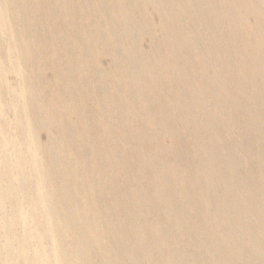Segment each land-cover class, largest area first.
<instances>
[{"label": "rangeland", "instance_id": "rangeland-1", "mask_svg": "<svg viewBox=\"0 0 264 264\" xmlns=\"http://www.w3.org/2000/svg\"><path fill=\"white\" fill-rule=\"evenodd\" d=\"M119 1L114 6L110 0H0V7L5 12L4 16L0 13V264H39L41 256L46 262L51 257L48 252L51 253L53 234L47 232L51 224L41 219L42 209L32 198L33 187L41 188L45 195V206L51 212L54 210L52 202L55 196L64 188H69L70 203L76 210L84 209V217L79 218L77 227L84 230L90 246L93 247L89 251L91 258L102 260L101 264H124L125 258L129 264H151L148 253L151 258L158 259L159 264H176L178 261L179 264H201L203 255L206 262L204 264H209L206 254L201 256L198 247L191 243L194 238L184 233L183 229H176L173 223L175 220L170 213L176 212L181 202L189 208L200 203L202 222L213 230L212 236H216L214 231H218L220 226L216 223L217 215H220L221 221L232 219L222 214L220 205L209 206V198H204L203 192L216 200L212 196V188L210 185L204 186L205 183L200 184L201 187L196 186L192 177L194 168L199 167L198 162L202 163L199 165L207 163L201 156L199 158L202 152L200 144L205 143L207 148L204 149L209 155L214 152L216 154L218 150L214 144H207L208 142L196 137V131L210 127L214 132L216 130L217 135L221 136L220 139L226 137L225 130L220 125L221 113H215L216 117L209 114L213 110L212 105L221 100L218 91L214 92L220 88L214 81V76L218 72L223 75L227 70L223 61L226 52L217 36L221 30L225 33V29L217 30L216 35L210 31L214 19H211L207 11L195 7L198 0H178L182 1L181 10L177 5L167 6V3L174 4L173 0H155L152 3L146 0ZM100 6L107 13L109 21L99 18L102 12ZM98 18L99 26L96 31H92L90 23L97 22ZM244 19L247 25L254 24L253 16L248 14ZM194 24L198 30L193 28ZM197 38L201 39L207 56L211 58L210 65L200 66L196 60L195 44L200 40L197 41ZM128 56L140 59L146 64V75L143 74L137 79L131 77L134 69L129 66ZM201 71L203 80L199 77ZM225 78L224 85L229 86V80ZM189 82L193 83L191 88L193 87V93L200 102L201 114L196 118H189L186 112L188 104L185 90L190 88ZM137 84L146 92L143 102H149L145 103L148 105L146 110H140L133 115L135 111L131 110L132 107L138 108L135 95L133 97L134 91L139 88ZM147 92L155 97H149ZM22 95L27 101L26 107L30 115L31 124H28L27 136L32 139L30 143L26 142L27 131L20 113V108L25 107ZM131 101L134 102L133 105ZM174 104L177 110L172 112ZM160 111L174 126L176 134L173 139L162 133V128L159 127L161 125L155 124L157 115L153 114H161ZM151 116L154 117L152 127L146 124ZM205 117L207 123L204 122ZM136 121L140 122L137 124ZM115 122H119L121 128L116 130ZM103 125L107 126L106 129L102 128ZM129 128H135L142 135V140L139 139L137 144L140 149L137 151L138 157L125 160L119 149L121 141H134ZM118 130L122 133L118 134ZM153 132L157 135L155 140L150 139ZM148 142L158 146L160 154L156 157L147 151L145 145H149ZM226 143L221 152L225 151L227 155L228 152L239 153L232 141ZM175 149L183 152L185 156L182 154L179 157ZM172 152H175V156L171 155ZM242 156L241 154L240 157L246 162L244 158L248 157ZM253 160L250 159L245 164V171L257 180V168H260L259 176L264 181V166L260 167ZM94 165L95 176L84 174L92 170ZM178 165L189 177L185 173L176 174L174 167ZM35 169L41 174L38 178H34L32 174ZM155 173L161 180L159 184L155 183ZM76 175L78 176L75 177ZM76 182L85 187L80 190ZM226 189L224 191L227 193L224 195L233 191L231 197L234 198L236 192L238 197L234 200L244 204L254 203L255 196L259 197L261 194L259 185L244 191L236 183L232 188ZM249 194L254 195L253 201H248ZM164 199L169 202V209L161 203ZM263 206V203L254 206L255 212L264 211ZM46 213L50 214L48 211ZM262 213L261 218L256 219L257 225H260L261 220L264 222V212ZM150 214L167 230L169 235L163 237L164 240L156 227L153 229L146 222L151 218ZM53 215L59 218L58 225L62 227L64 222L59 213L56 211ZM195 218L191 216V221L188 218L189 231L196 230ZM234 224L230 222L229 226ZM193 225L195 228L191 227ZM66 240L64 244L71 247V239ZM213 242L214 239L211 240ZM215 242L220 254H231L228 240L217 236ZM6 252L10 255L8 259L4 258ZM240 260L245 259L240 256L232 264H243ZM260 260L264 264L263 256Z\"/></svg>", "mask_w": 264, "mask_h": 264}, {"label": "bare ground", "instance_id": "bare-ground-1", "mask_svg": "<svg viewBox=\"0 0 264 264\" xmlns=\"http://www.w3.org/2000/svg\"><path fill=\"white\" fill-rule=\"evenodd\" d=\"M96 1H98V0H96ZM146 1L149 2V3L155 2V0H146ZM110 2L114 6L118 5V3H120L119 0H110ZM181 2H179L178 0H173L174 4H168L167 3V6L168 5H177L179 7V9L181 10V8H182L181 7ZM186 3H188V2H186ZM93 5H94V3H93ZM164 5H165V3H164ZM195 7L198 10H203L205 12L207 11L211 15V17H212L211 19H214V23L211 24V29H210V31L214 35H216L215 32L217 30H219L221 28L225 29V33L223 32V30H221V32L219 34H217V36H218V38L221 41V46L224 47V50L226 52L225 53V57L226 58H224L225 60H223V61L226 63L225 66H227V70H226V73H223V75H220L219 72H218V74H216L214 76V81L217 82V84L220 85V88L219 89H215L214 92L218 91L219 96H221V100L219 99L217 101L218 102L217 104L215 103V104L212 105L211 108L213 110H212V112H209V114H211V115L213 114L212 116H215V113H218V112L221 113L220 114L221 115V124L220 125L225 130L226 137L224 139H220L219 138L220 135L219 136L217 135L216 130L214 132L210 127H203L201 129H199L198 132L195 130L196 131V137H199L201 139V141H203V142H208L207 144H211V143L214 144V146L218 150H216L217 151L216 154H214L215 153L214 152V153L209 155V153L206 152V150H205L207 148V146H205V143L200 144L202 152L199 155V158L201 156L202 159L207 160V163H204L203 165H199V163L200 164H202V163L198 162L197 165L199 167L197 169L194 168L195 173H194V176H192V177H193V182H194V184L196 186L201 187L200 184H204L205 183L204 186L210 185V188H212V196H214L216 198V200L213 199L212 197H210L209 194H207L208 195L207 196L203 192V195H205L204 198H206V197L209 198V206L210 207H216V206L220 205V208L222 210V214L225 217H231L232 219H228L227 221L226 220L225 221H221L220 220V215H219V217L217 215L216 216V223H217V225L220 224V226L218 228V231H214L216 233V236H212L211 231H213V230H211L210 226H207V225H205L202 222V210H201L200 203L198 205L194 204V206L192 208H189L188 206H185L184 202H181L180 205L177 206L176 212H171L170 214L173 216V219L175 220V222H173V223H174V226L176 227V229H178V230L183 229L184 233H186L188 236H192L194 238V241H192L191 243L195 244V246L198 247V250H199L201 256H202V254H206V257L209 260V264H232L233 260L236 261L237 259H240V256L244 257V259H245L244 261L240 260L241 262H243V264L244 263L245 264H262L261 260H260V257L261 256L264 257V222H262V220H261L260 225H257V220L256 219H260L261 218L260 213H262L264 211H256L255 212L254 206H256V205H258L260 203L264 204V181L262 180V177L259 176L260 168H257V171H258L257 180L255 178H253L250 174H248L245 171L244 168H245V164L250 159H254L253 161H255L256 164L259 163L260 167L264 166V0H234L233 2H231L230 0H198L196 2ZM99 9H100V11H102L101 10L102 9L101 6L99 7ZM3 12L4 11H3L2 7H0V13L3 14V16H4L5 12L4 13ZM248 14L253 16V18H254V24L251 25V26L247 25L246 22H245V19H244L245 15H248ZM1 17H2V15H1ZM99 18L101 20H103V19L105 20V19L108 18V15H107V13L102 11L100 13V15H99ZM99 18H98L97 22H93V23L91 22L90 23V29H92V31H94V30L96 31L97 30V28L99 26V23H98ZM199 19H200V17H199ZM107 21H109V20L107 19ZM78 22H80V21H78ZM186 24H187V22H186ZM199 24H201V22H199ZM113 25H114V22H113ZM193 28L197 29L198 27H195V24H194ZM205 29H207V28H205ZM210 31H209V33H210ZM191 32L189 31V33H191ZM114 34H116V33H114ZM197 34H198V32H197ZM192 35H194V34H192ZM181 36H183V34ZM183 37L186 38V36H183ZM199 39L200 38H197V41ZM184 42H186V40ZM194 44H195V40H194ZM211 44H213V43H211ZM195 48H196V54H197L196 60L198 61L200 66L204 67V66L210 65L211 58L207 56L206 49H205L204 45L202 44L201 39L199 40L198 44H195ZM127 52H129V51H127ZM169 56L170 55H168V57ZM172 58H173V56H172ZM115 59H116V57H115ZM113 60H114V58H113ZM140 62H142V60H140V59L137 60L133 56L129 57V66L131 65L133 67V69H134V71L132 72V75H131L132 78H136L137 79V78H140L141 75H143V74L146 75V68H145L146 64L143 63V62L142 63H140ZM189 64H190V62H189ZM16 65L18 66V64H16ZM118 65H119V62H118ZM171 65H173V64L171 63ZM177 65H175V66H177ZM31 67H33V66H31ZM196 67L197 66H195V69H196ZM17 68H19V67H17ZM176 68H178V67H176ZM119 69H121V68H119ZM124 69H126V67H124ZM211 70H214V69H211ZM32 71H33V68H32ZM175 71H173V72H175ZM17 72H19V70ZM20 73H22V71H20ZM133 73L135 75L134 77H133ZM176 73H178V71H176ZM202 73L203 72L201 71V76H199V77H201L202 80H203L204 76H202ZM123 74H124V72H123ZM191 75H192V73H191ZM176 76H177V74H176ZM182 76L183 75L181 73V78H183ZM225 77H227V79L229 80V83H230L229 86H225L224 85V83H225L224 81H226ZM149 79H151V78H149ZM174 79H173V81H174ZM193 80L194 79L192 78V81ZM211 80H212V78H211ZM208 81H210V80L208 79ZM178 82H179V80H178ZM194 82L197 83L196 81H194ZM200 82H201V80H200ZM133 84H134V82H133ZM139 84H140V82H139ZM151 84H153V83H151ZM165 84H167V83H165ZM192 84L190 83V85H189L190 88H187L185 90V95H186V98H187V102L186 103L188 104L187 108L186 107L185 108H186L187 115H189L188 116L189 118H196L197 116H199L201 114L200 111H199L200 102L198 101L199 99L197 100V97L193 93V90H192L193 87L191 88ZM138 87L139 88H136V92L134 91V94H133V97L135 95L134 98L136 99V101L138 103L137 104L138 108L136 106L135 107L136 109H134V106H133L132 109H131V110H133V112L135 111V114H133V115H136V113L138 111H140V110L141 111L142 110H146V107L148 105L145 104V103L149 102L148 99H147L148 101H146L145 103L143 102V100H144L143 99L144 98L143 95H145L146 92L144 91L143 87H140L139 85H138ZM200 87H201V85H200ZM205 87H207L206 84H205ZM154 89L157 90V88H154ZM169 89H171V88H169ZM24 93H26V92H24ZM147 93H148L147 95L150 94L149 92H147ZM153 93L157 95L156 92H153ZM119 95H120V93H119ZM151 95H153V94H151ZM133 97L131 98V100L133 99ZM149 97H151V98L153 97L154 98L155 96H150L149 95ZM225 99H228V100H225ZM72 100L74 101V99H72ZM22 101H23L22 103L25 102V107H23V108L21 107L22 109L20 108V110L22 111L20 113L22 114V123H23V125H24V127L26 128V131H27L26 132V134H27L26 135V142L30 143L32 141V139H28L27 136H29L28 135V131H29L28 130V124H31V121H29L30 115H29L28 108L26 107L27 101L25 100V97L23 95H22ZM161 101L164 102L165 100H161ZM179 101H180V99H179ZM152 102H154V101H152ZM131 103L133 105L134 102L131 101ZM175 104L177 105L178 103H175ZM175 104L173 105V111L172 112H175L174 110H177L176 109L177 106ZM184 104H185V101H184ZM168 105H169V103H168ZM152 108H154V107L152 106ZM166 109L167 108H165V111H166ZM153 110H155V109H153ZM105 112L106 111H104L103 113H105ZM160 113L161 114H156V113L153 114V116L157 115L156 118L154 119L155 120V124L157 123V125L158 124L161 125L159 127L162 128V133L167 134V136L172 137V139H173L175 134H176V131L173 129L174 126H173L172 122L170 124V122L167 121V119L164 117L165 115L163 116L161 111H160ZM168 114L169 113H167V115ZM139 115L141 116V114H139ZM125 116L127 117V115H125ZM152 118H154V117L151 116L146 121V124L148 126H151V127L154 126ZM177 120L178 119H176V121ZM193 120H195V119H193ZM169 121H171V119ZM207 121H208L207 117H205L204 122L207 123ZM139 122H137V124ZM192 123H193V121H192ZM194 123H195V121H194ZM188 124H190V123H188ZM109 125H111V124H109ZM130 125H132V124H130ZM130 125H129V127H130ZM103 126L104 127H102V128L106 129L107 126L106 125H103ZM111 127H112V125H111ZM114 127L116 128V130L118 129V127L121 128L120 123L119 122L118 123L115 122L114 123ZM199 127H200V125L198 126V128ZM29 128H30V126H29ZM177 129L179 131L178 127H177ZM111 130H112V128H111ZM141 130H142V128H141ZM129 131L132 134V136L134 137V141L132 143L131 142H127L126 140H124L123 142L121 141L120 142L121 143L120 144V149H119L121 151V153L123 155V158L125 160L129 159L130 157H136V158L138 157L137 151H139L140 149H139L137 144H138V142H140V140H142L141 139L142 135L138 134V131L135 130V128L130 129ZM112 132H113V130H112ZM117 132H118V134H120L121 130H120V132H119V130ZM99 133H101V132L99 131ZM124 133H126V132H124ZM153 133L154 134H152L153 135L152 138H150L151 140H155L156 136H157V135L155 136V132H153ZM92 135L94 136V134H92ZM105 135H106V133H105ZM191 136H192V133H191ZM115 139H114V141H115ZM123 139H124V137H123ZM118 140H119V138H118ZM129 140H130V138H129ZM114 141H112V143ZM220 141L222 143H220ZM228 141H232V143L234 145V148L239 153H236L235 150H234L235 154L232 153V152H231L232 154L228 152V155H227V152H225V151L221 152V148L222 147L224 148L225 144H227L226 142H228ZM194 142H195V140H194ZM194 142H192V144ZM112 143H111V145H112ZM91 144H93V142ZM115 146L118 147V145H115ZM145 147H146V149H147V151L149 152L150 155H154L156 157L157 154L159 153L158 152L159 148L155 144L149 143V145H145ZM198 148H200V147H198ZM228 149L231 150L230 148H228ZM225 150L228 151L227 148H225ZM174 151H176V149ZM57 152H59V151H57ZM133 153H137V154H133ZM174 153L171 154V155L175 156ZM196 153H198V152H196ZM196 153L194 155H196ZM77 154H79V153H77ZM176 154L179 155V157H180V155H182L183 152L176 151ZM241 154L243 155L242 157H245V156L248 157V158H244L246 160V162H244V160H242V158L240 157ZM117 157H119V155H117ZM173 159L175 160V158H173ZM190 159L191 158L189 157V160ZM114 160H115V157H114ZM119 160H121V159H119ZM149 160H151V159H149ZM124 163H126V162L124 161ZM190 163L192 164L193 162H190ZM216 163H217V165H216ZM126 165H128V164H126ZM183 165H184V168H185V164L184 163H183ZM157 166L159 167V165H157ZM170 166H172V165H170ZM174 166H176V165H174ZM220 166L222 168H224V174H222V168ZM151 167L153 168L154 165L151 166ZM100 168L102 169L101 166H100ZM91 169L92 170H89L88 172H84V174H86L87 176H91L92 174L94 175V173L96 171L95 165L92 166ZM126 170H124V173H125ZM188 170H189V168H188ZM174 171H176V174L179 173V172L183 173V174L185 173L184 172L185 170H182L180 165H178L177 167H174ZM192 171H190V172H192ZM119 172H120V170H119ZM131 172H132V170H131ZM98 173H100V172H98ZM121 173H122V171H121ZM32 174H33L34 178H38L39 176H41V174L39 173V171L37 169L32 171ZM185 174H187V173H185ZM78 175H80V172L78 173ZM78 175H76L75 177H77ZM156 175H157V173H155V175H154L155 176V178H154L155 179V183L159 184L161 182V180L158 177V175L157 176ZM127 176H126V178H127ZM123 177H124V175H123ZM179 177H181V175ZM188 177H189V175H188ZM236 183L240 184L241 187L243 188L242 190H244V191L247 188L251 189L252 186L259 185L260 186V190H261V194H260V196L258 195L259 197L255 196V202L254 203H247V204H244L241 201L234 200V199H236L238 197L236 192H235V197L234 198L231 197V195L234 194L233 191H231V194L228 193L227 195H224V194L227 193V192L224 191V189L232 188L233 185H236ZM37 184H39V182ZM76 184L80 188V190L85 187L83 184H80V183H77V182H76ZM137 185H139V184H137ZM179 185H180V182H179ZM231 185H232V187H231ZM35 186H37V185H35ZM185 191H187V190H185ZM237 192H238V189H237ZM251 193H252V191H251ZM253 194H249L248 201L249 200L250 201L254 200V197H253L254 195ZM55 197L56 198H55L54 202H52L53 206H54V210L51 212L45 206V195L42 194L41 188L40 187L39 188L38 187L37 188L33 187V190H32L33 201H35L36 203L38 202V205H39L40 209H42L41 210L42 211V214H41L42 221L46 222V223L50 222V224H51V227L47 228V232L53 234L52 239H51L52 240V244H51L52 246H50V248H52L51 249V253L48 252V255L51 256V257H50L49 261L46 262L43 259V256H41L39 258L40 259V263L39 264H101L102 260L100 261L99 259H92L91 258V253L89 251H90L92 246H90V243H89L90 241H88V238L86 237V233H84V230L81 231V228L77 227V225H79L78 224L79 218H81V217L83 218L84 217V214H82L84 209L83 208L82 209L79 208L78 210H76L73 207L72 203H70V199H69L70 198V193H69V188L68 187L64 188L62 190V192L60 194H57ZM191 198H193V197L191 196ZM150 199H152V198H150ZM148 200H149V198H148ZM213 200H215V201H213ZM192 201H194V200H192ZM161 203L163 204V206H165L167 208L169 207V202L167 201V199L162 200ZM147 208H148V206H147ZM142 209H144V208H142ZM188 209L190 211H188ZM263 210H264V206H263ZM46 211L50 212V214L46 213ZM56 211L59 213L60 219H62L63 222H64V224H62V227L61 226L59 227V225H58L59 218L57 219V217H55V215H53V214H55ZM191 216L192 217L195 216L196 217L195 219H197L196 220L197 221L196 222V226H195L196 228L194 227V225L191 226V227H194L196 229L195 232H193L194 229L192 231L190 230L191 232L188 230L190 228H188V226H187V221H188V218L190 219ZM24 217H25L26 220H28V217H26V216H24ZM166 217H167V214H166ZM147 220L148 221H146V222L148 223L149 226H151V228L154 229L156 227V231H158V233L163 235L162 238L163 237L166 238L169 235L167 230L163 228V225L160 226V222L157 220V218L155 216L153 217V215H151V218H148ZM254 220H256V221H254ZM190 221H191V219H190ZM230 222H234L235 224L229 226ZM43 226H44V224H43ZM217 233H219V234H217ZM54 234L55 235L58 234V236H55ZM217 236L218 237L219 236L220 237H224L226 240H228L229 246L231 248V254H229V256L220 254V251L218 250L217 243L215 242ZM164 238H163V240H164ZM210 238L214 239V242H215L216 246H215L214 242L211 243L212 239H210ZM66 239L67 240L71 239L69 241L70 244L72 243V245H70L71 247H67L66 244H64ZM155 248L152 249V250H155ZM6 253H7V255H5L4 258H7V259L10 258L9 253L8 252H6ZM150 256H151L150 253H148L147 257H148V259L150 261H152L151 264H159L158 259H154L155 257L151 258ZM202 260H203V262H201V264L206 263V262H204V255L202 256ZM123 262H124V264H129L128 260L126 258H125V261H123ZM179 263L180 262L178 261L176 264H179Z\"/></svg>", "mask_w": 264, "mask_h": 264}]
</instances>
